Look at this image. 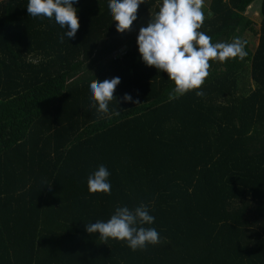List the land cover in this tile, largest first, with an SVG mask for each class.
<instances>
[{"label":"trees","instance_id":"1","mask_svg":"<svg viewBox=\"0 0 264 264\" xmlns=\"http://www.w3.org/2000/svg\"><path fill=\"white\" fill-rule=\"evenodd\" d=\"M254 1L202 4L199 31L239 37L246 55L210 60L200 89L169 101L173 82L136 42L160 0L140 4L124 32L109 0H75L79 28L63 43L28 0H0V264H264V0L257 24ZM113 77L110 111L98 114L88 86ZM100 164L109 193L87 188ZM141 203L155 245L132 251L86 232Z\"/></svg>","mask_w":264,"mask_h":264},{"label":"clouds","instance_id":"2","mask_svg":"<svg viewBox=\"0 0 264 264\" xmlns=\"http://www.w3.org/2000/svg\"><path fill=\"white\" fill-rule=\"evenodd\" d=\"M145 0H109L107 11L116 30H129L137 20V10ZM75 0H28L27 13L31 17H44L54 20L64 31L59 41L65 37L74 38L79 28ZM203 0H160L158 10L146 26L139 28L137 35L138 52L146 66H154L167 73L174 87L168 93V100L178 99L190 90L200 89L208 76L209 61L224 62L230 58H243L245 42L239 37L231 42H211L205 32L199 31L204 21ZM120 83L119 77L96 80L88 86L89 104L98 114L109 113V102L114 89ZM197 96L203 92L197 90ZM125 102L133 97L125 93ZM110 172L100 164L87 176L89 192L109 193ZM155 217L149 214L143 203L134 208L126 205L116 206L106 221L97 220L85 224L89 234H98L101 241L116 239L125 241L132 251L155 245L159 235L155 228L144 225L153 224Z\"/></svg>","mask_w":264,"mask_h":264},{"label":"rangeland","instance_id":"3","mask_svg":"<svg viewBox=\"0 0 264 264\" xmlns=\"http://www.w3.org/2000/svg\"><path fill=\"white\" fill-rule=\"evenodd\" d=\"M210 2V0H203V4L207 5ZM262 0H255L253 2L252 7H250L247 11V13L251 16V18L257 23L260 21V14L258 12V8L261 6ZM258 28V26H257ZM246 38L250 41V46L252 49H255L258 44V35L254 33L247 32L245 34Z\"/></svg>","mask_w":264,"mask_h":264}]
</instances>
